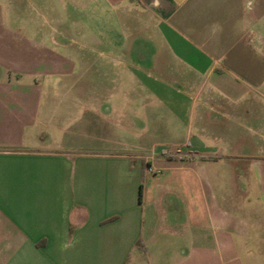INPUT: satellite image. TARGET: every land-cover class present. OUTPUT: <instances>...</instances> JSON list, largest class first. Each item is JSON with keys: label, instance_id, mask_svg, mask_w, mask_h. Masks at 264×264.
I'll use <instances>...</instances> for the list:
<instances>
[{"label": "crops", "instance_id": "0c3cea01", "mask_svg": "<svg viewBox=\"0 0 264 264\" xmlns=\"http://www.w3.org/2000/svg\"><path fill=\"white\" fill-rule=\"evenodd\" d=\"M54 1L52 29L0 0V264L236 255L263 227L264 0Z\"/></svg>", "mask_w": 264, "mask_h": 264}, {"label": "rangeland", "instance_id": "374dc122", "mask_svg": "<svg viewBox=\"0 0 264 264\" xmlns=\"http://www.w3.org/2000/svg\"><path fill=\"white\" fill-rule=\"evenodd\" d=\"M15 2L16 15L24 14L38 18L37 20L43 22L45 26L50 28L53 27L51 21V13H55L53 10H47L44 1L51 7L55 5L54 0H12ZM45 5V6H44ZM23 8V9H22ZM20 11V13H19ZM10 8L4 4V19L10 18ZM50 20V21H49ZM53 29V28H52ZM262 229L259 231H253V235L246 237L243 240H239L236 244L235 250L236 255L233 257L227 256L225 259H221L213 256H207L203 259H194L192 264H264V217H262ZM182 257L172 258L171 264H180Z\"/></svg>", "mask_w": 264, "mask_h": 264}, {"label": "built area", "instance_id": "2783aa9c", "mask_svg": "<svg viewBox=\"0 0 264 264\" xmlns=\"http://www.w3.org/2000/svg\"><path fill=\"white\" fill-rule=\"evenodd\" d=\"M171 156L176 157L177 159H181L185 157V153L180 148H175L170 152Z\"/></svg>", "mask_w": 264, "mask_h": 264}]
</instances>
